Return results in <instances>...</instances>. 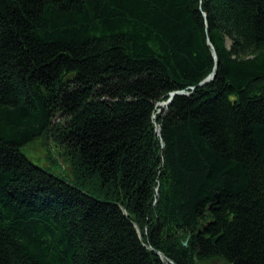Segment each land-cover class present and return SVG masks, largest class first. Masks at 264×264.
Returning <instances> with one entry per match:
<instances>
[{
    "label": "trees",
    "instance_id": "trees-1",
    "mask_svg": "<svg viewBox=\"0 0 264 264\" xmlns=\"http://www.w3.org/2000/svg\"><path fill=\"white\" fill-rule=\"evenodd\" d=\"M217 261L264 264V0H0V264Z\"/></svg>",
    "mask_w": 264,
    "mask_h": 264
},
{
    "label": "rangeland",
    "instance_id": "rangeland-1",
    "mask_svg": "<svg viewBox=\"0 0 264 264\" xmlns=\"http://www.w3.org/2000/svg\"><path fill=\"white\" fill-rule=\"evenodd\" d=\"M20 150L39 166L57 175L72 177L70 164L63 156L61 148L53 144L50 139L37 138L21 146ZM214 264L222 263L217 261Z\"/></svg>",
    "mask_w": 264,
    "mask_h": 264
},
{
    "label": "water",
    "instance_id": "water-1",
    "mask_svg": "<svg viewBox=\"0 0 264 264\" xmlns=\"http://www.w3.org/2000/svg\"><path fill=\"white\" fill-rule=\"evenodd\" d=\"M213 75H214V73H211V74L209 75V77H208L205 81H208L209 79H211V78L213 77ZM205 81H204V82H201L200 84L205 83ZM178 93H179V91L170 92V93H169V97H168V99H167L166 101H163L164 105H163L162 107L165 108V107L167 106V104L169 103V101L171 100V98H172L175 94H178ZM160 103H162V102H160Z\"/></svg>",
    "mask_w": 264,
    "mask_h": 264
},
{
    "label": "bare ground",
    "instance_id": "bare-ground-1",
    "mask_svg": "<svg viewBox=\"0 0 264 264\" xmlns=\"http://www.w3.org/2000/svg\"><path fill=\"white\" fill-rule=\"evenodd\" d=\"M160 105H161V106H163V105H164V103L162 102V103H160Z\"/></svg>",
    "mask_w": 264,
    "mask_h": 264
}]
</instances>
